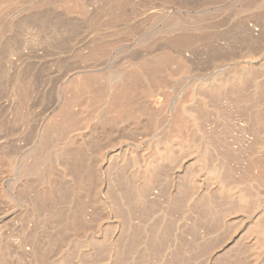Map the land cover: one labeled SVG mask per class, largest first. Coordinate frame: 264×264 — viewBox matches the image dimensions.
Returning a JSON list of instances; mask_svg holds the SVG:
<instances>
[{
  "label": "bare ground",
  "instance_id": "1",
  "mask_svg": "<svg viewBox=\"0 0 264 264\" xmlns=\"http://www.w3.org/2000/svg\"><path fill=\"white\" fill-rule=\"evenodd\" d=\"M24 1L0 0V264H264V0Z\"/></svg>",
  "mask_w": 264,
  "mask_h": 264
},
{
  "label": "rangeland",
  "instance_id": "2",
  "mask_svg": "<svg viewBox=\"0 0 264 264\" xmlns=\"http://www.w3.org/2000/svg\"><path fill=\"white\" fill-rule=\"evenodd\" d=\"M21 1H24V0H21ZM28 1V0H27ZM24 2H26V0L24 1ZM228 13H229V11H228ZM228 16H230L229 14H228ZM83 42V43H82ZM86 41H71V43L69 44V46H67V47H69V52L67 51V52H63V53H61V54H58V55H60L61 57L62 56H64V58L65 59H67V60H69V61H73L75 58V53H76V51H80L81 50V46L85 43ZM137 42H139V41H120V43L118 44L123 50H124V47H125V49L127 48L125 45L128 43H131V44H137ZM155 42L157 43V41H154V43H153V41H147V43L150 45H148L149 47H151V46H153V47H155ZM200 42L201 41H199V43L198 42H196L197 43V46H195V48L192 46V49H193V51L192 52H187V56H188V58L191 60L190 61V63L191 64H194V63H197L198 62V57H199V55L202 53L201 51H203V49L201 48V47H203L204 46V44H202L201 43V45H203V46H201L200 45ZM222 43L224 42V41H221ZM195 43V44H196ZM205 43V42H204ZM79 44H81V45H79ZM71 46V47H70ZM74 47V48H73ZM75 47H76V50H75ZM120 47H118V49L120 48ZM79 48V49H78ZM200 48H201V50H200ZM68 49V48H67ZM73 49L75 50V52L73 51ZM122 49H120V50H122ZM195 50V51H194ZM200 50V51H199ZM37 53H39V54H36V57L34 58V60H35V62L37 63L38 61L41 63V64H36V65H42L43 64V67L42 68H44L43 70H42V73H43V71H44V74L46 75V73H47V75H49L50 74V71H52V73L53 72H55V70H56V72H57V69L59 68V66L58 67H56V66H53L52 65V61L53 62H56V61H58L57 59H59V62L58 63H61V60L62 59H64L63 57H62V59L60 60V58H59V56L55 53V54H51V53H49V55L47 56V55H44L43 54V52H42V50H38V52ZM119 54V53H118ZM127 54V53H126ZM199 54V55H198ZM38 55V56H37ZM40 55V56H39ZM121 55H124V53L122 54H120V56ZM57 56H58V58H57ZM67 58H66V57ZM43 57V58H42ZM68 57H71V59L70 58H68ZM74 58V59H73ZM49 59V60H48ZM53 59V60H52ZM121 59H122V57H121ZM120 59V64L122 63L123 64V60H121ZM49 61V62H48ZM110 61H112V62H110ZM113 62H116V59H111V60H109V63H106L108 66H113V68L112 69H116V68H118L119 66H120V64H117V65H112L113 64ZM194 62V63H193ZM51 63V64H50ZM115 64V63H114ZM191 64H189L188 63V65H190L191 66ZM44 65H47V66H45L44 67ZM48 65H49V67H48ZM52 65V66H51ZM115 67V68H114ZM48 68H49V70H48ZM52 69H54V71L52 70ZM47 70V71H46ZM46 71V72H45ZM174 71V74L175 73H177L176 72V70H173ZM207 71H209V70H207ZM51 73V75H53ZM189 74V73H188ZM186 76H184V78H185ZM184 78H180V79H178V81H176L175 83H173L172 85L170 84L169 85V87L166 89V91H164L165 93L164 94H166L167 95V97H171V95L172 94H174L175 93V90H174V88H177V86L176 85H178V83H182L181 81H183L184 80ZM189 78V75H187V77H186V79H188ZM180 80V81H179ZM179 86V85H178ZM51 90H53V87L51 86ZM168 91V92H167ZM171 93V94H170ZM165 95V96H166ZM46 101H48V100H46ZM41 102V103H40ZM44 105H46V103H43L42 101H39V104L37 103V105L35 106V108H34V112H36L35 114H37L38 116L44 111V109H45V107H44ZM37 107H38V109H37ZM42 107V109H39V108H41ZM36 110V111H35ZM42 111V112H41ZM41 112V113H40ZM37 115H36V117H37ZM138 137H140L139 135H138ZM124 138L125 137H123V138H121V139H123L124 140ZM125 141H130L129 140V138H127ZM2 208L5 210L6 209V207L3 205L2 206ZM2 215V214H1ZM0 215V218L1 217H3L5 214H3V216H1ZM74 243V242H73ZM77 243V242H76Z\"/></svg>",
  "mask_w": 264,
  "mask_h": 264
}]
</instances>
